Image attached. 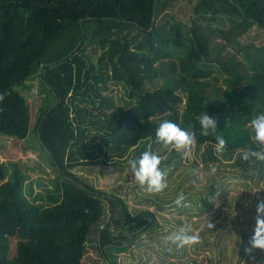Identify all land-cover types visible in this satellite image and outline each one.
<instances>
[{
	"label": "trees",
	"instance_id": "16d2710c",
	"mask_svg": "<svg viewBox=\"0 0 264 264\" xmlns=\"http://www.w3.org/2000/svg\"><path fill=\"white\" fill-rule=\"evenodd\" d=\"M171 1L0 0V134L27 137L30 105L18 87L38 77L43 101L33 147L54 171L45 195L33 194L18 162H0V264H83L89 244L103 264H120L119 253L139 247L142 233L164 228L153 209L133 214L121 196L73 170L105 163L114 150H130L133 158L160 147L162 163L179 161L180 153L155 143L164 119L194 127V160L205 171L216 170L208 174L211 183L193 193L192 214L208 208L223 173L236 170V176L256 181L264 175V162L240 158L254 147L248 122L264 112V43L239 39L254 25L264 30V0H183L188 18L171 14L158 21ZM225 22V28L217 25ZM215 33L220 39L213 42ZM109 82L121 87L124 108L112 110L116 102L105 93ZM204 112L217 118L218 134L227 141L222 154L211 135H200ZM92 130L106 139L91 143ZM219 211L210 214L211 223ZM177 222L182 226L189 219ZM200 234L193 253L210 245L208 264H238L253 231L240 229L234 216L230 224L220 221ZM185 250L161 247L157 253L183 256ZM196 263L193 256L185 259Z\"/></svg>",
	"mask_w": 264,
	"mask_h": 264
},
{
	"label": "rangeland",
	"instance_id": "374dc122",
	"mask_svg": "<svg viewBox=\"0 0 264 264\" xmlns=\"http://www.w3.org/2000/svg\"><path fill=\"white\" fill-rule=\"evenodd\" d=\"M170 4L161 13L158 21L161 19L164 21L171 14L181 19L188 18L187 15L190 12L189 3L183 0H172ZM217 25L225 28L227 23H217ZM212 38V41L215 42L220 39V36L215 33ZM239 39L244 44L264 43V30L254 25L245 33H242ZM93 58L95 59V56ZM205 79L208 80L209 77ZM25 83L27 86L18 87V90L27 98L30 105V132L24 139H16L0 134V162H18L19 166L29 175V179L32 180L33 194L40 193L45 195V188L51 186L50 183L54 171L50 167L45 154L33 147V144H36V140L32 131L35 125L37 108L43 101V94L39 92L38 77L28 79ZM217 83L219 84L220 80ZM108 86L109 88L105 90V93L111 95L116 102L112 110L124 108V104L118 98L120 93H122L121 87L113 82H109ZM77 103L81 107L86 106L89 109H92L94 106L89 101H77ZM97 134L94 130L89 133V139H92L91 143H102L106 139ZM147 151H152L160 155L161 160L165 155L160 154V147H153ZM95 153H97V149ZM102 155L103 152L98 154L100 157ZM131 155L130 150L129 152L126 151L121 154L120 151L114 150L109 154L110 158L105 163L81 165L73 168L74 171L80 173L83 178H86V180L93 183L95 187L103 192L121 196L127 203L131 213L135 214L138 210L149 207L156 212L159 222H165L164 228L157 227L156 231L152 229L148 234L142 233L139 247H133L132 251L129 252L119 253L118 260L120 264H185L187 256H193L196 259V264H208L207 260L212 259L213 256L210 251V245L198 249L196 253L192 252L191 246H185L186 250L183 256L157 253V250L165 247L161 242V236L167 234L168 231H172L171 227L173 225L181 226L178 224L177 219H189L187 224L199 235L200 240L202 237L200 232L202 230L207 231L208 229L202 228L204 221L206 219L210 220V214L220 209L218 216L212 222L213 225L220 221L230 224V219L236 216L240 229L246 231V233L254 230L255 205L259 201V196L264 197V175L256 181L255 179H250V177L244 178L240 175L236 176V170L234 174H228V172L223 173L221 178L223 177L222 180L224 183L221 186L219 185L210 196L208 208L195 215L192 214L191 198L193 193H198L204 186L211 183L208 175L211 171H205L201 163L194 160L193 152L189 157H180L179 161L171 162L169 165L161 163V169L167 174L168 187L159 194H149L133 182L131 172L127 165V160L131 158ZM192 170H196L197 174L195 176ZM194 181L195 184L193 183ZM181 195L185 199L181 205H177L176 200ZM27 196L31 198V196ZM246 202H249L247 206H245ZM185 204L188 206L184 207L183 205ZM95 236V227H92L89 238L92 239ZM91 239L90 241L93 242L94 240ZM224 239L227 240V238ZM221 240L223 241V239ZM256 251L259 250H254L251 254L247 255L243 253L238 264H263L264 253L260 252L257 255ZM135 252H137V255H135ZM103 261V257L97 254L95 246L89 244L82 258V263L103 264Z\"/></svg>",
	"mask_w": 264,
	"mask_h": 264
},
{
	"label": "clouds",
	"instance_id": "9594fccd",
	"mask_svg": "<svg viewBox=\"0 0 264 264\" xmlns=\"http://www.w3.org/2000/svg\"><path fill=\"white\" fill-rule=\"evenodd\" d=\"M5 94L0 93V101H3ZM171 112L163 113L164 116L170 115ZM201 136L211 135L215 140V151L222 154L227 146V141L218 134L217 118L210 116L206 112L202 113L198 119ZM250 131V140L254 145L252 148L242 150L241 159L249 161L254 159L258 162H264V112L258 113L248 122ZM196 132L194 127L188 129L182 128L177 123L164 119L155 129V143L165 148H171L180 153L183 158L191 155L193 146L196 144ZM161 156L152 152L144 151L138 157L127 160V165L131 172L133 182L142 190L149 194H159L167 187L166 173L161 169ZM215 173V169L211 170ZM193 174H197L196 170H192ZM195 184V181L193 182ZM185 197L179 196L176 200L177 205H181ZM246 202L245 206H247ZM187 207L188 205H183ZM255 226L253 235L249 240V247L244 251L251 254L254 250L264 252V200H260L255 205ZM213 224L209 220H205L202 228H213ZM161 242L166 249L171 251L173 248L182 249L185 246H192L200 242V237L195 233L190 225L184 224L173 231L161 236ZM254 259V257H252Z\"/></svg>",
	"mask_w": 264,
	"mask_h": 264
}]
</instances>
